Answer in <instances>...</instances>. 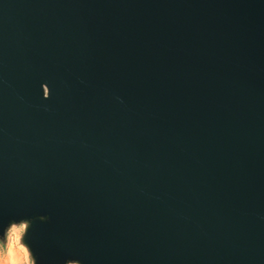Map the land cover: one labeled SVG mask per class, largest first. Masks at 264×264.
Wrapping results in <instances>:
<instances>
[{
  "label": "water",
  "instance_id": "1",
  "mask_svg": "<svg viewBox=\"0 0 264 264\" xmlns=\"http://www.w3.org/2000/svg\"><path fill=\"white\" fill-rule=\"evenodd\" d=\"M33 264H264V0H0V240Z\"/></svg>",
  "mask_w": 264,
  "mask_h": 264
},
{
  "label": "clouds",
  "instance_id": "2",
  "mask_svg": "<svg viewBox=\"0 0 264 264\" xmlns=\"http://www.w3.org/2000/svg\"><path fill=\"white\" fill-rule=\"evenodd\" d=\"M24 231L23 225L19 228L11 227V231L6 228L4 237L7 239L9 233H11V241L7 247V256L5 254L4 243L0 241V264H31L28 260V254L24 252V249L18 243L20 234Z\"/></svg>",
  "mask_w": 264,
  "mask_h": 264
},
{
  "label": "rangeland",
  "instance_id": "3",
  "mask_svg": "<svg viewBox=\"0 0 264 264\" xmlns=\"http://www.w3.org/2000/svg\"><path fill=\"white\" fill-rule=\"evenodd\" d=\"M21 225H23V224L13 225V226H11V227H17V228H19ZM11 227H10L9 231H11ZM23 227H24V225H23ZM22 234H23V233L20 234V238H19L18 243H19V245H20L23 249H26V247L22 244V241H21V236H22ZM0 241H1V240H0ZM10 241H11V233H9V237H8L7 239H5L4 241H2V242L4 243V246H5V254H6V256H7V247H8V244H9ZM26 250H27V249H26ZM27 254H28V260L31 262V264H33V261H32L30 255H29L28 250H27ZM69 264H76V263H69Z\"/></svg>",
  "mask_w": 264,
  "mask_h": 264
},
{
  "label": "snow or ice",
  "instance_id": "4",
  "mask_svg": "<svg viewBox=\"0 0 264 264\" xmlns=\"http://www.w3.org/2000/svg\"><path fill=\"white\" fill-rule=\"evenodd\" d=\"M24 252L27 254V250L26 249H24Z\"/></svg>",
  "mask_w": 264,
  "mask_h": 264
}]
</instances>
